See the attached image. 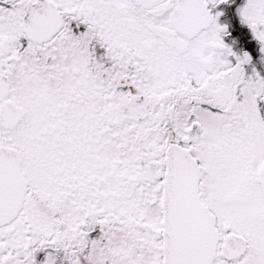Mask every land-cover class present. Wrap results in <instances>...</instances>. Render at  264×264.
<instances>
[{"label": "snow or ice", "instance_id": "obj_1", "mask_svg": "<svg viewBox=\"0 0 264 264\" xmlns=\"http://www.w3.org/2000/svg\"><path fill=\"white\" fill-rule=\"evenodd\" d=\"M0 264H264V0H0Z\"/></svg>", "mask_w": 264, "mask_h": 264}]
</instances>
